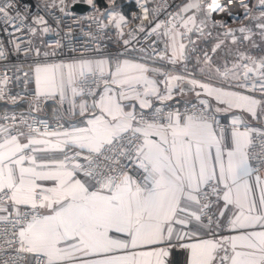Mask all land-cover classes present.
<instances>
[{"label":"snow or ice","instance_id":"6c2138e0","mask_svg":"<svg viewBox=\"0 0 264 264\" xmlns=\"http://www.w3.org/2000/svg\"><path fill=\"white\" fill-rule=\"evenodd\" d=\"M134 4L0 0V264H264V0Z\"/></svg>","mask_w":264,"mask_h":264},{"label":"built area","instance_id":"2783aa9c","mask_svg":"<svg viewBox=\"0 0 264 264\" xmlns=\"http://www.w3.org/2000/svg\"><path fill=\"white\" fill-rule=\"evenodd\" d=\"M126 1H127V3H131V2L134 3V0H126ZM21 2H24V0H21ZM30 2H31L32 5H33L32 12L35 13V12H36L35 4L38 2V0H30ZM172 2H173V3H180V0H172ZM136 10H137V9H136V7L134 6L133 11H136ZM232 11L237 12V11H240V9H239V7H237V8L232 9ZM89 12H90V11H89ZM40 14H41V15H44L43 12H41ZM87 14H88V12L85 13V14H80V13H78V15H87ZM58 15H59V13L56 12V13H53L52 15L45 16V18L49 20V23L52 24L53 27H55V23H54V19H53V17H54V16H58ZM161 18H163V16H162ZM65 22H66V23H71V19H70V18H66V19H65ZM84 25H85V30H86V25H87V22H86V21L84 22ZM232 26H233V27H236L237 25H236V24H232ZM74 27H75V26H74ZM64 30L66 31V29H64ZM61 36H63V32H61ZM76 37H77V39H78V43H75L73 46L79 49L81 44L86 43V41H87V37L82 36V34L80 33V31H79L78 28L76 29ZM57 38H58V37H56L54 33H49L48 35H46V36L43 37V39H44L45 41H47L48 44H52L53 41H54L55 39H57ZM62 42H63V41H62ZM49 50H50V49H49ZM65 51H67V50L65 49ZM21 90H22V86H17V87H14V88H13V91H14V92H20ZM0 106H2V105H0ZM24 109H26V108L19 107V108H15V111H22V110H24ZM9 110H12V108L9 109Z\"/></svg>","mask_w":264,"mask_h":264},{"label":"trees","instance_id":"16d2710c","mask_svg":"<svg viewBox=\"0 0 264 264\" xmlns=\"http://www.w3.org/2000/svg\"><path fill=\"white\" fill-rule=\"evenodd\" d=\"M118 2L122 5L126 13L130 14L133 11L135 6L133 2L127 3L126 0H118ZM98 3H100L101 7L103 8L106 4V0H98Z\"/></svg>","mask_w":264,"mask_h":264},{"label":"crops","instance_id":"0c3cea01","mask_svg":"<svg viewBox=\"0 0 264 264\" xmlns=\"http://www.w3.org/2000/svg\"><path fill=\"white\" fill-rule=\"evenodd\" d=\"M126 2H127V1H126ZM20 107H22V108H26V105H21ZM11 108H12V106H9V109H11ZM3 111H4L3 106H0V113H2ZM176 259H177V260H182V257L177 256Z\"/></svg>","mask_w":264,"mask_h":264},{"label":"water","instance_id":"95a60500","mask_svg":"<svg viewBox=\"0 0 264 264\" xmlns=\"http://www.w3.org/2000/svg\"><path fill=\"white\" fill-rule=\"evenodd\" d=\"M79 7L83 8L85 10L83 13H80V14H85V13L90 11V9L88 8L87 5H80Z\"/></svg>","mask_w":264,"mask_h":264}]
</instances>
